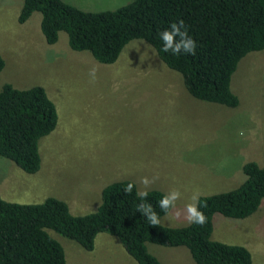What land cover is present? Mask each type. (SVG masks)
Listing matches in <instances>:
<instances>
[{"label":"rangeland","instance_id":"rangeland-1","mask_svg":"<svg viewBox=\"0 0 264 264\" xmlns=\"http://www.w3.org/2000/svg\"><path fill=\"white\" fill-rule=\"evenodd\" d=\"M83 10H112L131 0H65ZM22 0H0V89L42 86L54 102L58 120L40 138V168L22 170L0 155V194L10 201L36 203L47 196L64 200L73 214L91 212L107 184L132 180L138 191L179 189L182 213L191 196L232 189L244 179L242 165L264 160V49L247 53L231 76L235 107L193 97L179 72L166 66L143 39L130 40L116 61H97L89 51L71 49L59 31L47 43L41 14L17 17ZM96 68L95 79L89 73ZM147 188L143 177L152 180ZM199 195V196H200ZM174 210L170 209L169 213ZM160 223L180 227L181 215L163 214ZM63 246L65 264H138L115 235L95 237L86 250L75 240L47 229ZM211 238L246 246L252 264H264V198L250 215L213 216ZM162 264H196L187 247L146 242Z\"/></svg>","mask_w":264,"mask_h":264},{"label":"trees","instance_id":"trees-1","mask_svg":"<svg viewBox=\"0 0 264 264\" xmlns=\"http://www.w3.org/2000/svg\"><path fill=\"white\" fill-rule=\"evenodd\" d=\"M41 14L39 28L47 43L66 32L71 49L86 50L99 62L116 61L132 39H143L169 68L179 72L193 97L235 107L231 76L247 53L264 49V0H131L112 10L87 11L65 0H22L17 20ZM183 20L196 41L195 55L165 53L160 32ZM4 66L0 56V71ZM58 113L40 85L0 89V155L22 170L40 168L38 143L55 129ZM245 179L236 187L200 195L198 205L206 216L203 225L153 226L138 211L151 204L159 218L165 214L158 201L166 194L148 189L146 199L129 179L111 182L101 190V203L85 214H73L64 200L47 196L40 202L20 203L0 194V264H65L61 243L47 229L75 240L86 250L96 235L106 231L120 240L138 264H162L146 246L152 242L185 246L196 264H252L250 250L241 244L211 238L213 216L241 219L252 214L264 198V160L246 161ZM133 185L131 192L125 189Z\"/></svg>","mask_w":264,"mask_h":264},{"label":"clouds","instance_id":"clouds-1","mask_svg":"<svg viewBox=\"0 0 264 264\" xmlns=\"http://www.w3.org/2000/svg\"><path fill=\"white\" fill-rule=\"evenodd\" d=\"M160 38L163 42V51L165 53H171L173 55H178L182 51L184 53L195 55L196 41L188 35V31L185 27V22L179 20L178 22L171 23L167 29L160 32ZM96 68L90 70L89 75L95 79ZM159 176H154L152 180H149L148 177H143L141 183L147 188L150 184L154 183ZM133 188L132 184H129L125 189L126 192H131ZM138 195L142 199L147 198V191H141ZM181 192L179 189H172L167 192L159 201V207L165 211L166 215H169L172 219H179L181 215L184 216V219L187 220L189 224H198L203 225L206 223V216L203 211L200 210L198 205L199 195L198 191L194 192L191 196V203H188L183 213L176 209V202L181 198ZM174 210L169 213V210ZM138 211H140L144 216L147 217L151 225L156 226L160 223V218L158 214L153 210L151 204L141 203L138 205Z\"/></svg>","mask_w":264,"mask_h":264},{"label":"crops","instance_id":"crops-1","mask_svg":"<svg viewBox=\"0 0 264 264\" xmlns=\"http://www.w3.org/2000/svg\"><path fill=\"white\" fill-rule=\"evenodd\" d=\"M97 238V237H96ZM94 248H95V242H94Z\"/></svg>","mask_w":264,"mask_h":264}]
</instances>
